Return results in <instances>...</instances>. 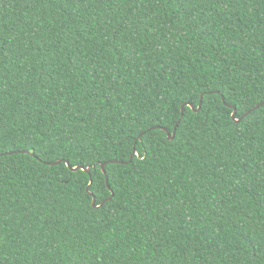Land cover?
Masks as SVG:
<instances>
[{
	"label": "trees",
	"instance_id": "trees-1",
	"mask_svg": "<svg viewBox=\"0 0 264 264\" xmlns=\"http://www.w3.org/2000/svg\"><path fill=\"white\" fill-rule=\"evenodd\" d=\"M262 3L242 0L218 13L200 2L186 20L174 0H144L138 11L111 0L74 13L42 0H0V33L11 34L24 57L0 65L7 76L0 117L102 150L142 113L166 109L178 89L234 86L230 94L255 102L264 95ZM254 116L243 139H230V129L221 139L209 126L199 155L189 149L185 158L181 142L164 175L147 166L136 184L142 208L114 210L103 224L99 214L85 220L54 169L42 180L31 170L36 162L8 158L0 177L6 264H264V121ZM121 195L126 208L133 196Z\"/></svg>",
	"mask_w": 264,
	"mask_h": 264
},
{
	"label": "snow or ice",
	"instance_id": "snow-or-ice-1",
	"mask_svg": "<svg viewBox=\"0 0 264 264\" xmlns=\"http://www.w3.org/2000/svg\"><path fill=\"white\" fill-rule=\"evenodd\" d=\"M42 2L45 6L58 10H67L71 7L74 13L75 6H83L82 11H87L96 3H109L111 0H42ZM114 2L131 5L134 11H138L135 5H142L144 0H114ZM174 2L178 9L183 10L186 20L191 19V5L196 3L207 2L216 8L218 13L222 10L231 12V5L242 4V0H174ZM261 7L264 8V3ZM133 26L136 27V24ZM124 27L126 28L127 25L125 24ZM10 35L4 36L0 33V65L12 58L18 61L24 58L20 46L14 44L15 38H9ZM6 80L7 76L0 72V113H4L7 108V101L3 99ZM230 93H236L234 86L230 92L211 88L207 84L195 91L178 89L171 95L170 100L165 101L168 105L166 109L153 108L150 113H142L141 117H137L132 131L123 135L115 145L105 144L102 150L95 143L85 147L79 140H73L68 145L62 140L54 139L53 134L46 127H33L29 124L21 129L19 124L10 125L6 118L0 117V177L7 175L8 158L21 157L36 162L38 166L31 170L42 180H46L47 176L41 174L44 173L45 168L50 167L55 170L60 184L72 186V198L81 209L85 220L99 214L100 223L103 224L105 217L115 214L114 210H118L122 215L133 206L142 208L135 197L141 200L145 198L140 197L136 184L146 167L151 166L155 168L157 174L164 175L170 169L169 160L173 158L181 142L186 145L182 149L185 158H189V149L191 153L199 155L202 148L206 147L204 140L209 134V126L221 139L222 132L228 129L233 134L230 139H243L248 135L245 132L246 128L256 127L254 113H259V119L264 121V95L255 102L251 100L245 102L246 96L237 94L234 97ZM105 98L111 106L114 97ZM226 109L231 111L226 112ZM43 112L41 108L37 116L40 125L44 123L41 118ZM119 119L125 121L129 117L121 114ZM17 129L21 130L17 131ZM73 135L75 136L76 133ZM117 149L120 155L113 154ZM227 150L226 148L225 151ZM236 151L239 152L240 149L237 148ZM164 157L168 159H162ZM179 159V155H175V160ZM161 163L163 167L160 166ZM125 175L132 176L133 180L123 182ZM59 191L63 192V189ZM122 193L133 196L126 208L121 207ZM4 215L5 206L0 195V222L3 221ZM98 235L103 240V233ZM243 239L248 240L247 234H244ZM4 243L0 229V264H6L7 260ZM150 255L155 257L156 252L152 251Z\"/></svg>",
	"mask_w": 264,
	"mask_h": 264
}]
</instances>
